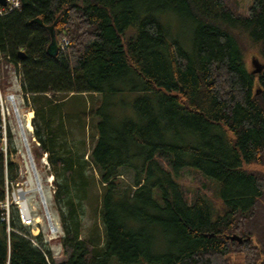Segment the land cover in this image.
<instances>
[{"label": "trees", "instance_id": "obj_1", "mask_svg": "<svg viewBox=\"0 0 264 264\" xmlns=\"http://www.w3.org/2000/svg\"><path fill=\"white\" fill-rule=\"evenodd\" d=\"M20 4L0 16V63L17 69L34 112L31 152L37 166L47 157L54 177L63 260L21 224L14 204L10 223L3 220L1 204L25 178L0 115V264H264V72L253 74L245 60L255 50L264 65V0L247 15L239 0ZM64 11L55 30L70 45L51 57L46 27ZM169 16L192 24L190 52ZM131 92L133 119L106 112L107 96ZM85 94L100 99L89 108ZM185 170L203 178L196 190L179 181ZM127 171L131 186L122 184ZM231 234L243 243L226 240Z\"/></svg>", "mask_w": 264, "mask_h": 264}, {"label": "rangeland", "instance_id": "obj_2", "mask_svg": "<svg viewBox=\"0 0 264 264\" xmlns=\"http://www.w3.org/2000/svg\"><path fill=\"white\" fill-rule=\"evenodd\" d=\"M240 2V13L243 15H247L249 11V7L252 4L253 0H239ZM169 29L172 32L173 36L175 38H178L183 47L186 51H191V44H192V36H193V26L190 22L180 20L176 18L175 16H169L168 19ZM66 40L70 43V39L63 37L60 41H58L59 46L61 43ZM259 60L261 63V60L259 59L257 55V51L255 50H248L245 52V60L247 67L251 70H253L252 61L253 60ZM262 64V63H261ZM2 63H0L1 67ZM14 70H9L5 74H3L2 70H0V83L1 85H4L6 82L8 84H11V89H8V91H5L3 89V99H4V106H5V115H7V120L4 123L6 125L7 123L12 128L13 133L15 134V142L18 149V158L21 163L22 167V174L25 178V181L23 183L17 184L12 192H9L8 198L10 201L14 198V195L17 198L21 197V194L24 195L26 199H28V208L34 212V216L36 218L41 219V224L38 225L39 233L37 235L42 234L46 241L51 245L52 251H53V258L56 263H61L63 260V248H62V242H61V236H62V227L60 223V217L55 209L54 206V193H55V187L53 185L54 177L48 173L50 170V165L47 164L48 161H46L45 157L42 159L41 164L38 166L35 163L33 154L32 158L34 160V165L36 168V172L32 170V166L28 157V154L26 152V147L24 145L23 139L21 137V129H20V122L18 121L17 115L13 111L12 102L9 99V95L14 94L16 96V106L18 108V112L20 114L19 119L21 120V117L26 112H29V110L26 108V104L24 103V97L22 96L21 91L18 89V83L16 74L13 73ZM138 97V94L136 93H124V94H118L113 96H107L105 98V109L108 114H112L115 118L120 119L121 117L133 119L135 117V112L133 108V103ZM84 99L88 102V107H93L96 101L100 99L99 95H87L85 94ZM77 101V99H74L72 102ZM93 103V105L91 104ZM3 116V115H2ZM89 140L88 144L90 149L93 148L95 140H96V132L92 127V124L89 125ZM28 137L31 139L33 137V134H28ZM34 139V138H33ZM32 140V139H31ZM33 141V140H32ZM36 141V139H35ZM32 143V142H31ZM29 145H31L29 143ZM31 151V149H30ZM257 167V166H256ZM254 167V168H256ZM263 170V168H261ZM94 175L98 177L95 170ZM35 173L38 175L40 180V185L43 193L37 190V183H36V177ZM203 178L199 176L198 173L185 170L184 171V177L181 178L179 181L185 182L191 190H196V188L200 185V180ZM122 184L124 186H131L133 183V173L130 171L125 172L124 176L122 177ZM101 188L98 187L94 189V192L92 194L90 204H87V216L84 218L83 223V237L85 238L88 235V232L92 226L93 223V207L97 204L98 198L100 196ZM43 194L45 198L43 197ZM17 208V207H16ZM19 209V208H18ZM17 209V210H18ZM12 210V206H11ZM49 216L52 218V221L54 225L58 228L55 232V230L51 229L50 223H49ZM10 228H8L9 230ZM31 233L35 235V231H37V227H30ZM52 237V239H50ZM231 264H242V258L241 257H231Z\"/></svg>", "mask_w": 264, "mask_h": 264}, {"label": "built area", "instance_id": "obj_3", "mask_svg": "<svg viewBox=\"0 0 264 264\" xmlns=\"http://www.w3.org/2000/svg\"><path fill=\"white\" fill-rule=\"evenodd\" d=\"M6 3H7V5L5 7L0 5V16L7 15V14H9L15 10H18V9H20V6H21L20 0H6ZM69 45H70V43L67 42L66 40H64V42L61 43V45L59 46V50L61 49L62 51L65 52L68 50ZM22 96L24 97L23 93H22ZM3 97H4V95L2 94L1 89H0V115L2 117L3 122L5 123L7 120V115H5V106H4ZM26 98H28V97H26ZM9 99L12 102L14 113H16V111H17V113L19 114L18 108L16 106V96L14 94H11V95H9ZM24 103H25V97H24ZM8 194L6 196L5 202L1 204L2 209L5 211L3 220H5L7 222V224L10 223L11 206L14 204L17 207V209L19 208L18 214H19V220H20L21 224L26 228L36 226L37 227V233H39L38 225L41 224V222L39 221V218H36L34 216V212H32L29 208H25L23 206V202H22L21 198H17L14 195V198L12 199V201H10V199L8 198L9 197ZM48 220H49L51 229L55 230V232H56L57 228L54 225L52 218L50 216H49ZM9 228H10L9 230L12 231V228L11 227H9ZM13 231H16V230H13ZM19 234L23 235L24 237L30 238L29 236H27V234H24V233H19ZM36 235L37 234L35 232V235H33V236H36ZM30 239L32 240V238H30ZM50 239H52V237H50Z\"/></svg>", "mask_w": 264, "mask_h": 264}, {"label": "water", "instance_id": "obj_4", "mask_svg": "<svg viewBox=\"0 0 264 264\" xmlns=\"http://www.w3.org/2000/svg\"><path fill=\"white\" fill-rule=\"evenodd\" d=\"M0 5L3 6V7H5V6L7 5L6 0H0ZM63 13H65V11L62 12V13L57 17V19H56V21L54 22L53 25H51V26H47V27H46V30L49 32L50 37H51V42H50V44H49V46H48V48H47V54H48L49 56H51V57H56V56L59 54V44H58V39H57V35H56L55 25H56V23L58 22V20L61 18V16L63 15ZM31 23H32V24H39V25H41V26L44 25V24H43V21H42L41 19H39V18L33 19V20L31 21ZM19 55H20V57H22V58L24 57V53H23V52H21ZM252 66L254 67V68H253V70H254V71H253V74H260V73H262L263 70H264V65L261 64V63L259 62V60H255V59H254V60L252 61ZM15 114L17 115V117H18V121H19L20 124H21V120L19 119V115H18L17 111H16ZM21 125H22V124H21ZM33 140L35 141V139H33ZM25 147H26V152H27V154H28V157H29V160H30L31 166H32V170H33L34 172H36V168H35V165H34V160H33V158H32L31 151H30V149L28 148V146H25ZM225 239L228 240V241L237 242L238 244H242V243H243V238L240 237V236L237 235V234L226 235V236H225ZM246 240H250V237L247 238Z\"/></svg>", "mask_w": 264, "mask_h": 264}, {"label": "bare ground", "instance_id": "obj_5", "mask_svg": "<svg viewBox=\"0 0 264 264\" xmlns=\"http://www.w3.org/2000/svg\"><path fill=\"white\" fill-rule=\"evenodd\" d=\"M33 117H34V113L32 111L26 112L25 114L22 115V117H21V124L22 125L20 124L21 137L23 139L24 145L28 146L29 149H31V145H29V143L31 144V142L33 140V137H31L32 140L28 137V134H33V126L31 124ZM35 177H36L35 180L37 183V190L40 191L41 193H43V191L41 189L39 177L36 173H35ZM43 197L45 198L44 194H43ZM20 198L23 202V206L25 208H28V199H26L23 194H21ZM39 221H41L40 218H39ZM35 232L37 234V231H35Z\"/></svg>", "mask_w": 264, "mask_h": 264}, {"label": "crops", "instance_id": "obj_6", "mask_svg": "<svg viewBox=\"0 0 264 264\" xmlns=\"http://www.w3.org/2000/svg\"><path fill=\"white\" fill-rule=\"evenodd\" d=\"M0 70H2L3 74H5V70H17V69H15L11 64H8L7 62H2ZM13 73L17 74L15 71H13ZM16 78H17V83H18V89L20 90L19 79L17 75H16ZM9 89H11V87Z\"/></svg>", "mask_w": 264, "mask_h": 264}, {"label": "flooded vegetation", "instance_id": "obj_7", "mask_svg": "<svg viewBox=\"0 0 264 264\" xmlns=\"http://www.w3.org/2000/svg\"><path fill=\"white\" fill-rule=\"evenodd\" d=\"M250 71L253 73L254 70H250ZM263 72H264V70H263ZM263 72H262V73H263ZM262 73H260V74H262ZM255 75H257V74H255Z\"/></svg>", "mask_w": 264, "mask_h": 264}]
</instances>
